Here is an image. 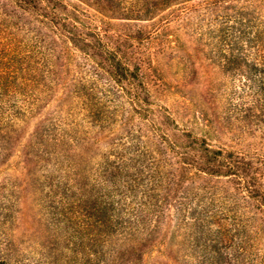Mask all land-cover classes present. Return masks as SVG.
<instances>
[{
	"label": "trees",
	"instance_id": "trees-1",
	"mask_svg": "<svg viewBox=\"0 0 264 264\" xmlns=\"http://www.w3.org/2000/svg\"><path fill=\"white\" fill-rule=\"evenodd\" d=\"M83 1L109 17L150 19L185 0ZM238 1L245 5L216 21L215 60L232 81L216 99L247 146L264 147V0ZM106 34L61 0H0V98L19 91L32 111L42 100L44 78L53 73L50 53L59 39L93 60L98 78L141 79L140 67L131 70ZM83 90L72 91L77 105L91 125L105 128L112 116L106 101ZM133 102L143 123L103 155L94 186L80 174L70 178V264H141L167 220L182 230L185 246L183 255H171L172 264H254L264 226V158L212 146L167 113L159 122L141 95ZM124 119L129 128L136 121ZM65 134L51 129L47 137L58 143ZM82 141L70 127V149ZM70 161L71 169L82 159L70 153ZM4 250L0 264H20Z\"/></svg>",
	"mask_w": 264,
	"mask_h": 264
},
{
	"label": "rangeland",
	"instance_id": "rangeland-1",
	"mask_svg": "<svg viewBox=\"0 0 264 264\" xmlns=\"http://www.w3.org/2000/svg\"><path fill=\"white\" fill-rule=\"evenodd\" d=\"M61 1L87 25L106 31L105 39L119 46L130 69L140 67L141 79L129 76L115 83L107 73L98 78L93 60L59 39L50 53L53 73L44 78L42 100L34 109H26L19 91L0 98V248L20 264H70V178L80 174L94 186L103 155L143 123L133 102L138 95L148 99L159 122L167 113L212 146L264 158V147L247 146L216 99L232 83L215 60L216 21L245 3L185 0L150 19H126L109 17L83 0ZM74 87L106 101L102 104L112 116L105 128L90 124ZM126 116L136 119L133 127L126 125ZM70 127L83 139L71 149ZM51 129L66 136L56 143L47 137ZM70 153L82 159L71 169ZM260 180L264 189V169ZM181 232L167 220L141 264H172L171 255L185 253ZM255 241L254 264H264V226Z\"/></svg>",
	"mask_w": 264,
	"mask_h": 264
}]
</instances>
